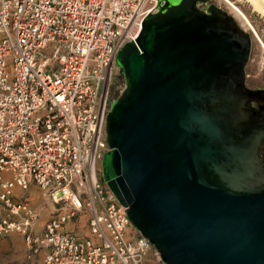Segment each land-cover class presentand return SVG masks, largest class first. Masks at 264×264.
Segmentation results:
<instances>
[{"label": "water", "instance_id": "water-1", "mask_svg": "<svg viewBox=\"0 0 264 264\" xmlns=\"http://www.w3.org/2000/svg\"><path fill=\"white\" fill-rule=\"evenodd\" d=\"M210 0H157L117 51L101 177L162 264H264V88Z\"/></svg>", "mask_w": 264, "mask_h": 264}, {"label": "built area", "instance_id": "built-area-1", "mask_svg": "<svg viewBox=\"0 0 264 264\" xmlns=\"http://www.w3.org/2000/svg\"><path fill=\"white\" fill-rule=\"evenodd\" d=\"M156 5L0 0V237L21 235L30 264H152L97 165L117 51ZM31 188L53 207L42 226Z\"/></svg>", "mask_w": 264, "mask_h": 264}, {"label": "rangeland", "instance_id": "rangeland-1", "mask_svg": "<svg viewBox=\"0 0 264 264\" xmlns=\"http://www.w3.org/2000/svg\"><path fill=\"white\" fill-rule=\"evenodd\" d=\"M215 3L232 14L238 23L249 32L252 40V50L250 60L247 65V73L250 78L258 84H264V17L247 0H214ZM124 87V79L119 72V67L114 66L112 70L110 97L115 99ZM99 175L101 176V162L97 165ZM102 178V177H101ZM28 197H33L32 203L38 208L46 207V211L41 213L38 224L42 225L50 217L52 209L50 202L43 196L37 188H31L27 191ZM11 235L21 236L17 233H10L0 237V264H25L27 259L25 251L21 256L13 247L8 246L11 243ZM25 250V246H24ZM149 263L162 264L155 249L151 251L148 257Z\"/></svg>", "mask_w": 264, "mask_h": 264}, {"label": "crops", "instance_id": "crops-1", "mask_svg": "<svg viewBox=\"0 0 264 264\" xmlns=\"http://www.w3.org/2000/svg\"><path fill=\"white\" fill-rule=\"evenodd\" d=\"M37 225L39 226V224ZM9 240L11 241V243L8 244V246L13 247L14 250H16L21 256H23L25 250H24V242L22 236L11 235L9 237ZM25 264H30V262L26 261Z\"/></svg>", "mask_w": 264, "mask_h": 264}, {"label": "flooded vegetation", "instance_id": "flooded-vegetation-1", "mask_svg": "<svg viewBox=\"0 0 264 264\" xmlns=\"http://www.w3.org/2000/svg\"><path fill=\"white\" fill-rule=\"evenodd\" d=\"M210 3H215V1L214 0H210L207 3L199 2L198 5L201 8H206L207 5L210 4ZM251 50H252V48H251ZM120 74L122 75V73H120ZM246 74H247V76H246V84H247V86H249L251 88H264V84H258V83H256V81L254 79L250 78V75L247 73V67H246ZM122 77H123V75H122Z\"/></svg>", "mask_w": 264, "mask_h": 264}, {"label": "bare ground", "instance_id": "bare-ground-1", "mask_svg": "<svg viewBox=\"0 0 264 264\" xmlns=\"http://www.w3.org/2000/svg\"><path fill=\"white\" fill-rule=\"evenodd\" d=\"M250 2V4L253 6V8L258 11L260 14L264 17V0H247ZM134 38V37H133ZM50 209H52V205L50 204ZM44 211H46V207L44 208Z\"/></svg>", "mask_w": 264, "mask_h": 264}]
</instances>
